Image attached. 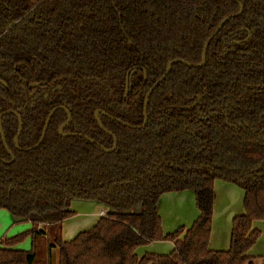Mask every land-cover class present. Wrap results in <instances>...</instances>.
<instances>
[{
  "label": "trees",
  "instance_id": "obj_1",
  "mask_svg": "<svg viewBox=\"0 0 264 264\" xmlns=\"http://www.w3.org/2000/svg\"><path fill=\"white\" fill-rule=\"evenodd\" d=\"M0 0V211L31 229L0 241V264H254L249 255L264 221V0ZM245 29L250 32H241ZM238 32V33H236ZM233 34V35H231ZM129 74L125 99L126 76ZM32 84H35L31 87ZM200 97V101L197 98ZM117 140L110 150L112 136ZM116 118L127 127L109 118ZM99 145V146H98ZM243 191L229 247L209 248L214 182ZM193 191L199 216L164 234L157 211L165 193ZM101 204L106 215L63 241L72 201ZM135 209H139L135 212ZM45 226V229L41 228ZM27 239L31 249L17 246ZM170 242L167 255L137 250Z\"/></svg>",
  "mask_w": 264,
  "mask_h": 264
},
{
  "label": "crops",
  "instance_id": "obj_2",
  "mask_svg": "<svg viewBox=\"0 0 264 264\" xmlns=\"http://www.w3.org/2000/svg\"><path fill=\"white\" fill-rule=\"evenodd\" d=\"M221 190L229 191V192L234 193V194H236V193L241 194L242 195V204H243V191L242 190L239 191V189L237 190L235 187L228 185V184H221V182H219V181L215 182L214 183V201H213L215 211L213 209V223H212V225H213L212 228H214L215 230H217L218 227H221V215H219L220 210L218 212V208H220V206H221ZM168 196H170V197H168ZM193 200H194L193 191H185V192L177 193V194H167L165 196H162L161 199H159L158 204H157V211H158V214L161 216V219L166 222L169 218L173 222H175V224L171 227L170 230L173 231V229L176 230L179 227H184V228L188 229L189 226H191V224L193 223V221H195V219L199 216V212H196L193 208ZM164 204H165V207L168 206L170 208V206H172L174 208V211L177 212L178 215L171 217L170 215L166 214L164 211L162 213V210H163L162 208H163ZM98 208H100V210L94 214V216H97V219L91 225L92 227L99 220L100 212L105 211L106 208L104 206H102L101 204H98L95 202L81 201V200L73 201L71 203V209L70 210L73 211V213L76 214V216L72 219H69V220L62 222V224H61V237H62L63 229L66 227V225L68 223H70V221H73L74 219H76L78 217L82 218L83 216H88L92 211H94ZM78 210H84V211H78ZM82 212L86 215H80V213H82ZM235 212H234V214L231 215V217H229L230 216L229 215V216H227V218H225V221H224L225 224L226 223L228 224L229 218H231V221H232V219L235 216L243 214V205H242L241 210L239 209V211H235ZM3 213H5V212H3ZM78 215H80V216H78ZM2 218L6 219V216L4 215ZM80 220L81 219L76 220V221H80ZM11 221L13 224H17L20 222L26 223L24 220H18L14 217H12ZM164 221H163V223H164ZM91 226L89 228H91ZM253 227H254V224H253ZM41 228L45 229V226H41ZM230 230H231V227H230ZM80 232L81 231H79L78 233H80ZM229 239H230V231H228L226 233V235L224 236V235H221V228L216 232L215 231L213 232V229H211L209 248L211 250H215V251H225L229 247ZM0 241H2V239ZM63 241H65V240H63ZM68 241H70V240H68ZM157 245L158 244L151 243L148 246H146L145 248H142L141 250H137V251H140L144 255L145 253L151 252L150 250H152V251H153V249L156 250L155 247H157ZM171 246H172V248H171V251H172L173 244H171ZM169 253H167V254H169ZM167 254H164V255H167ZM259 254L260 253H258V254L254 253V247L250 250L249 255L253 258L254 264H255L256 257H258ZM137 255L139 257L143 256L142 254H138V253H137ZM157 255H163V254H157ZM53 256H54L55 260L52 262V264H57L56 256L54 254H53Z\"/></svg>",
  "mask_w": 264,
  "mask_h": 264
},
{
  "label": "rangeland",
  "instance_id": "obj_3",
  "mask_svg": "<svg viewBox=\"0 0 264 264\" xmlns=\"http://www.w3.org/2000/svg\"><path fill=\"white\" fill-rule=\"evenodd\" d=\"M217 181H219V180H217ZM217 181H215V182H217ZM219 182H221V184L231 185V186L235 187L237 190L239 189V191H241L240 188H238L237 186H235L233 184L226 183L223 181H219ZM213 188H214V186H213ZM167 194H177V193H165L162 196H165ZM162 196L160 197V199L162 198ZM168 197H170V196H168ZM242 205L243 204H242V195L241 194H239V193L234 194V193H231L229 191L221 190V206H220V208H218V212L220 210L219 215H221V227H218V229L215 230L214 228H212L213 227V225H212L211 229H213V232L214 231L216 232L221 228V235L225 236L226 233L228 231H230V227H231V218H229L228 224L227 223L225 224V222H224L225 218H227V216H229V215H230L229 217H231V215L234 214L235 211H239V209L241 210ZM193 208L196 212H198L196 205H195V199L193 200ZM162 209H163L162 213L164 211L166 214L170 215L171 217L178 215V213L174 211V208L172 206H170V208H169L168 206L165 207V204H164ZM213 209H214V204H213ZM99 210H100V208L92 211L88 216H83L82 218H80L78 216L86 215V214H84L83 212L80 213V215L77 216L78 218L74 219L73 221H70V223H68L66 225V227L63 229L62 239L65 241L72 240L76 234H79L78 233L79 231L82 232L84 230L86 231V229L89 230L90 229L89 227L97 219V216H94V214L96 212H98ZM78 211H84V210H78ZM134 211L138 212L139 209H135ZM214 211H215V209H214ZM3 212H5V213H3ZM4 215L6 216V219L2 218ZM75 216H76V214L74 215V217ZM74 217H72V218H74ZM160 218H161V216H160ZM79 219H81V220L76 221ZM11 220H12V216L9 213H7L6 211H3V210L0 211V240L11 238V237L17 235L18 233H22L24 231L31 229V224L27 221H25L26 223L20 222L17 224H13ZM161 221H162V231L164 234H171L178 229V228L176 230L173 229V231L170 230L171 227L175 224V222H173L169 218L166 222L162 219H161ZM163 221H164V223H163ZM212 223H213V217H212ZM254 227L260 231V236L258 238V241L254 245V253L255 254L260 253L259 256L256 257L255 264H264V221L255 222ZM91 228H92V226H91ZM153 243L158 244L157 247H155L156 250H154V249H153V251L150 250L151 252H149L148 254H156V255L157 254H163L164 255V254H167L171 251V248H172L171 244L172 243H170V242H153ZM145 247H141L138 250H141L142 248H145ZM17 249L23 250V251H29L31 249L30 240L27 239L25 242L18 245ZM53 251H52V262L55 260L53 254L56 256V260H57V256H58L57 251H55V250H53ZM137 253L143 255V253H141L140 251H137Z\"/></svg>",
  "mask_w": 264,
  "mask_h": 264
},
{
  "label": "water",
  "instance_id": "obj_4",
  "mask_svg": "<svg viewBox=\"0 0 264 264\" xmlns=\"http://www.w3.org/2000/svg\"><path fill=\"white\" fill-rule=\"evenodd\" d=\"M232 2H234L235 4H239V2L237 1V0H231ZM242 10H243V7H242V5H240L239 4V12L237 13V14H235V15H231V16H228L225 20H223L221 23H220V25L218 26V28H217V30L213 33V35L206 41V43H205V45H204V48H203V52H202V56H201V62H200V64H198V65H195V64H189V63H187V62H185V61H182V60H173V61H171V62H169L168 64H167V67H166V71H165V73H164V75L159 79V80H157V82L154 84V86L149 90V92L146 94V96H145V98H144V101H143V122H142V125H141V128H143L144 126H145V124H146V109H147V103H148V99H149V96L151 95V93L153 92V90L162 82V81H164L165 79H166V77L168 76V74L170 73V71H171V68H172V66L174 65V64H176V63H180V64H182L183 66H186V67H189V68H197V67H202V66H204V64H205V57H206V49H207V47H208V44H209V42H210V40L214 37V35L222 28V26L225 24V22L226 21H228L229 19H231V18H234V17H236V16H238V15H240L241 13H242ZM241 32H246L247 33V39L245 40V41H247L249 38H250V32L249 31H247V30H245V29H242L241 30ZM236 33H238V32H236ZM231 35H233V34H231ZM125 84H126V90H125V99H126V97L128 96V88H129V74H127V76H126V80H125ZM200 97H198L197 98V100L198 101H200ZM57 109H63L64 111H65V113L67 114V120H66V122L61 126V127H59V129H58V134L61 136V137H64V138H66V137H81V138H84V139H86L88 142H90V143H93V144H96L92 139H90V138H88V137H85L84 135H81V134H74V133H69V134H63V129H64V127L68 124V122H69V120H70V114H69V112L65 109V108H63V107H59V108H54L53 110H51L50 112H49V114H48V116H47V118H46V122H45V126H44V129H43V132H42V135H41V138H40V140L33 146V147H31V148H29V149H27V150H25V151H29V150H32V149H35V148H37L40 144H41V142H42V140H43V138H44V134H45V131H46V129H47V127H48V123H49V120H50V117L53 115V113L57 110ZM9 112H6L5 114H8ZM12 114H14L16 117H17V119H18V123H19V125H18V133L20 132V130H21V119H20V117H19V115H17L16 113H12ZM105 115V116H107L105 113H103L102 111H100V110H97V111H95L94 112V119H95V122H96V124L98 125V127L101 129V130H103L106 134H108L109 136H112V139H113V146H112V148L110 149V150H106V149H104L103 147H101V146H99L105 153H110V152H112L114 149H115V147H116V144H117V140H116V138L109 132V131H107V130H105L104 128H103V126H102V124H101V121H100V119H99V117H98V115ZM2 115H4V114H1L0 115V119H1V116ZM108 117V116H107ZM109 118H111V119H113V120H115L117 123H119V124H123L124 126H127V127H130V128H132L131 126H129V125H127V124H125V123H123L122 121H120V120H118V119H116V118H112V117H109ZM0 135H1V137H2V141L4 142V137H3V133H2V130H1V123H0ZM16 143H17V137H16V139H15V141H14V144L16 145ZM5 149H6V151L8 152V154L11 156V161L13 160V156H12V154L10 153V151L7 149V147H5Z\"/></svg>",
  "mask_w": 264,
  "mask_h": 264
},
{
  "label": "flooded vegetation",
  "instance_id": "obj_5",
  "mask_svg": "<svg viewBox=\"0 0 264 264\" xmlns=\"http://www.w3.org/2000/svg\"><path fill=\"white\" fill-rule=\"evenodd\" d=\"M0 85H2L3 87H5V85L2 83V82H0ZM35 84H32L31 85V87L32 86H34ZM56 108H59V107H56ZM64 108V107H63ZM54 109V108H53ZM52 109V110H53ZM66 109V108H65ZM58 110V109H57ZM56 110V111H57ZM60 110H62V111H64L63 109H60ZM67 110V109H66ZM51 111V110H50ZM68 111V110H67ZM6 112H9L8 114H5ZM65 112V111H64ZM69 112V111H68ZM12 113H16L17 115H19L17 112H15V111H11V110H6V111H3V112H1L0 113V115L1 114H4V115H2L1 116V119H2V117L3 116H6V115H13L15 118H16V120H17V122H18V119H17V117L14 115V114H12ZM49 114V113H48ZM54 114V113H53ZM70 114V113H69ZM67 115V114H66ZM48 116V115H47ZM19 117H20V119H21V116L19 115ZM52 117V116H51ZM50 117V118H51ZM47 118V117H46ZM1 119H0V123H1ZM70 119H71V116H70ZM67 120V119H66ZM66 120L59 126V127H61L65 122H66ZM50 121V120H49ZM70 121V120H69ZM45 122H46V119H45ZM45 122H44V126H45ZM69 123V122H68ZM49 124V123H48ZM18 125H19V123H18ZM68 125V124H67ZM66 125V126H67ZM44 126H43V129H44ZM65 126V127H66ZM59 127H58V129H59ZM65 127H64V129H65ZM48 128V127H47ZM21 129H22V119H21ZM58 129H57V134H58ZM64 129H63V134H69V133H64ZM1 130H2V123H1ZM46 131H47V129H46ZM46 131H45V133H46ZM42 132H43V130H42ZM2 133H3V130H2ZM20 133H21V130H20V132L18 133V127H17V134L15 135V137H14V139H13V146L15 147V149L16 150H18V151H24V152H28V151H25V150H27V149H29V148H24V149H22V148H20L19 146H18V138H19V135H20ZM41 135H42V133H41ZM59 135V134H58ZM44 136H45V134H44ZM60 136V135H59ZM0 137H1V135H0ZM3 137H4V133H3ZM16 137H17V143H16V145L14 144V141H15V139H16ZM61 137V136H60ZM40 138H41V136H40ZM62 138H64V137H62ZM44 139V138H43ZM40 140V139H39ZM38 140V141H39ZM1 141H2V137H1ZM43 141V140H42ZM2 144H3V147H4V149H5V147H7V149L10 151V149H9V147L7 146V144H6V141H5V137H4V142L2 141ZM33 147V146H32ZM39 147V146H38ZM36 149V148H35ZM32 150H34V149H32ZM5 151H6V149H5ZM29 151H31V150H29ZM7 152V151H6ZM10 153L12 154V152L10 151ZM7 154H8V152H7ZM9 155V154H8ZM12 156H13V154H12ZM9 157H10V160L9 161H2V160H0V161H2L3 163H5V164H9V163H12L13 161H14V156H13V160L11 161V156L9 155ZM82 201V200H81ZM73 202V201H72ZM70 209H71V206H70ZM71 211V210H70ZM73 212V211H72Z\"/></svg>",
  "mask_w": 264,
  "mask_h": 264
},
{
  "label": "built area",
  "instance_id": "obj_6",
  "mask_svg": "<svg viewBox=\"0 0 264 264\" xmlns=\"http://www.w3.org/2000/svg\"><path fill=\"white\" fill-rule=\"evenodd\" d=\"M99 215H100V217H102V216L106 215V212L105 211H101Z\"/></svg>",
  "mask_w": 264,
  "mask_h": 264
}]
</instances>
